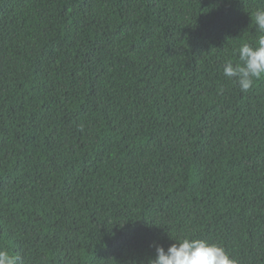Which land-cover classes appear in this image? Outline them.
I'll return each mask as SVG.
<instances>
[{"label":"trees","instance_id":"1","mask_svg":"<svg viewBox=\"0 0 264 264\" xmlns=\"http://www.w3.org/2000/svg\"><path fill=\"white\" fill-rule=\"evenodd\" d=\"M258 8L0 0V249L148 264L187 236L264 264V79L223 74Z\"/></svg>","mask_w":264,"mask_h":264},{"label":"clouds","instance_id":"2","mask_svg":"<svg viewBox=\"0 0 264 264\" xmlns=\"http://www.w3.org/2000/svg\"><path fill=\"white\" fill-rule=\"evenodd\" d=\"M250 26L255 27L258 39L254 43L241 44L237 49L238 62L227 61L223 66L224 76L234 80L241 92L249 91L255 81L264 79V8L252 14ZM173 240L176 242L167 249L155 244V256L148 264H237L218 244L187 236ZM0 264H16L15 258L0 249Z\"/></svg>","mask_w":264,"mask_h":264}]
</instances>
